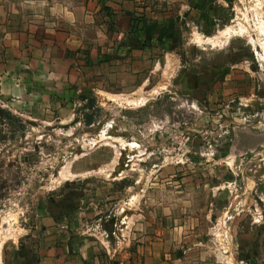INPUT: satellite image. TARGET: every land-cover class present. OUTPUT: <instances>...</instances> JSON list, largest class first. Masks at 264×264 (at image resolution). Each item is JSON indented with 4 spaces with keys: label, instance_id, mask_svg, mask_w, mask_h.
<instances>
[{
    "label": "rangeland",
    "instance_id": "374dc122",
    "mask_svg": "<svg viewBox=\"0 0 264 264\" xmlns=\"http://www.w3.org/2000/svg\"><path fill=\"white\" fill-rule=\"evenodd\" d=\"M105 1L77 78L0 97V264H264V0Z\"/></svg>",
    "mask_w": 264,
    "mask_h": 264
},
{
    "label": "crops",
    "instance_id": "0c3cea01",
    "mask_svg": "<svg viewBox=\"0 0 264 264\" xmlns=\"http://www.w3.org/2000/svg\"><path fill=\"white\" fill-rule=\"evenodd\" d=\"M155 3L105 1L117 15L145 8L152 18L157 17ZM102 4V0H0V97L32 100L33 86H41L45 93L43 86L58 78H77L81 71L78 54L85 48L97 52ZM64 241L59 235L54 237V245L46 247L38 263L84 264Z\"/></svg>",
    "mask_w": 264,
    "mask_h": 264
},
{
    "label": "bare ground",
    "instance_id": "6f19581e",
    "mask_svg": "<svg viewBox=\"0 0 264 264\" xmlns=\"http://www.w3.org/2000/svg\"><path fill=\"white\" fill-rule=\"evenodd\" d=\"M261 13V12H260ZM240 19V18H239ZM242 20V19H241ZM245 20V19H244ZM240 21V20H239ZM262 28V27H261ZM247 30H249V25H247L246 23H242V22H238V23H235L234 25H232V26H229V27H227L226 29H224L223 31H222V34H224V35H226L225 37H226V39L228 40V39H230V37H232L234 34L235 35H238V34H242V33H246V31ZM234 32V34H232ZM249 32V31H248ZM209 41H211V42H214V40L212 39V38H208V42ZM260 42H262V41H260ZM263 43V46H264V42H262ZM255 44V43H254ZM257 44V43H256ZM261 44V43H260ZM263 55V54H262ZM262 57H264V55L262 56ZM137 99V98H136ZM136 101V100H135ZM110 143V142H109ZM121 144L122 145H125V143L124 142H121ZM131 147H135L136 146V144H134V143H130L129 144ZM231 163V162H230ZM221 249V248H220ZM218 256H219V258H221V259H224V260H226V257H225V253H224V251L223 250H220L219 252H218ZM230 256V255H229ZM227 259H229V260H232V258L231 257H227Z\"/></svg>",
    "mask_w": 264,
    "mask_h": 264
}]
</instances>
